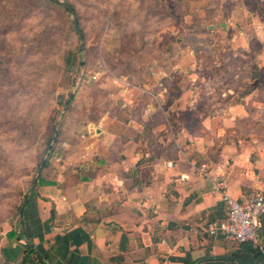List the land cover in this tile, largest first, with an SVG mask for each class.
<instances>
[{"label":"crops","instance_id":"obj_1","mask_svg":"<svg viewBox=\"0 0 264 264\" xmlns=\"http://www.w3.org/2000/svg\"><path fill=\"white\" fill-rule=\"evenodd\" d=\"M216 14L207 29L227 34L208 62L172 87L157 69L153 85L119 88L78 143L51 150L0 264L29 244L30 264H264V223L257 247L204 230L225 217L217 181L238 199L264 190V0Z\"/></svg>","mask_w":264,"mask_h":264},{"label":"rangeland","instance_id":"obj_2","mask_svg":"<svg viewBox=\"0 0 264 264\" xmlns=\"http://www.w3.org/2000/svg\"><path fill=\"white\" fill-rule=\"evenodd\" d=\"M57 1L72 3L74 14L48 0H0V237L51 150L78 143L86 120L97 122L110 101L125 99L119 88L153 85L157 69L172 87L197 56L206 62L212 42L227 34L206 25L221 26L216 12L233 0Z\"/></svg>","mask_w":264,"mask_h":264},{"label":"built area","instance_id":"obj_3","mask_svg":"<svg viewBox=\"0 0 264 264\" xmlns=\"http://www.w3.org/2000/svg\"><path fill=\"white\" fill-rule=\"evenodd\" d=\"M224 187L223 181L215 183V188L222 191L226 205L225 217L206 222L205 232L211 236L223 235L237 244L250 242L259 246L264 223V190L238 199L224 191Z\"/></svg>","mask_w":264,"mask_h":264},{"label":"trees","instance_id":"obj_4","mask_svg":"<svg viewBox=\"0 0 264 264\" xmlns=\"http://www.w3.org/2000/svg\"><path fill=\"white\" fill-rule=\"evenodd\" d=\"M48 1L51 2V3H54V4L57 5L58 7H62V8H64V9L68 12V10L64 7V5H63L61 2H58L57 0H48ZM68 2H69V1H68ZM71 4H72V3H71ZM72 6H73V4H72ZM73 10L75 11L74 6H73ZM76 19H77V22H78V26L80 27V25H79V20H78V18H76ZM71 24H72L73 30L76 31L75 28H74V25H73V22H72V21H71ZM80 29H81V31H82V28H81V27H80ZM82 39H84L83 31H82ZM70 64H71V58H68V59H67V65L70 66ZM48 163H49V160H47V161L45 162L44 167H45ZM53 213H54V210H53ZM8 235H9V236H13V232H9ZM209 236H211V235H209ZM213 237H214V236H213ZM34 253H35V249L33 248V246H32L31 244H29L28 247H27L26 250H25L24 258H23L22 264H30V258H31V255H33Z\"/></svg>","mask_w":264,"mask_h":264},{"label":"water","instance_id":"obj_5","mask_svg":"<svg viewBox=\"0 0 264 264\" xmlns=\"http://www.w3.org/2000/svg\"><path fill=\"white\" fill-rule=\"evenodd\" d=\"M61 3L64 5V7L68 10V12H69L71 15L74 14L73 6H72V4H71L70 2H68V1H61ZM72 22H73L74 28H75V30H76V33H77V36H78V40H79V41H82V31H81L80 27L78 26V22H77L76 17H74V16L72 17ZM80 50H81V51L84 50V46H83V44H80ZM82 63H83V62H82ZM73 95H74V92H72L71 97H72ZM44 162H45V160L43 161V163H42V165H41V167H40V171H41V169H42V167H43V165H44Z\"/></svg>","mask_w":264,"mask_h":264}]
</instances>
